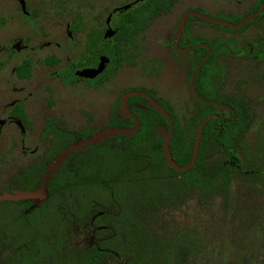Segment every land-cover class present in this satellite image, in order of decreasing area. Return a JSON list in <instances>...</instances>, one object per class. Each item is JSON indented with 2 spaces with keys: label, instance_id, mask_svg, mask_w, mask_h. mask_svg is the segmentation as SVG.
<instances>
[{
  "label": "rangeland",
  "instance_id": "1",
  "mask_svg": "<svg viewBox=\"0 0 264 264\" xmlns=\"http://www.w3.org/2000/svg\"><path fill=\"white\" fill-rule=\"evenodd\" d=\"M130 1L109 0L108 13L115 6ZM255 2L173 0L166 12L147 22V29L138 34L137 46L129 48L130 55L121 68L111 74L105 84L90 89L83 83L63 85V79L57 75V70L66 62L76 61L86 51L87 41L94 36V32H82L72 33L69 37L66 26L74 22L76 12L69 7L65 17L55 7L50 10V24L60 26L53 29L46 22L42 24L44 28L38 29L32 27L28 17L22 14L18 2L0 0V191L18 192L26 184L22 180L38 187L40 174L31 172L29 167L48 149L49 143L44 145L40 140L45 139V131L50 136L87 131V134L75 135L73 139L76 142L73 146L78 151L89 143L95 144L94 140L108 131L105 128L111 112L117 119H122L126 113L125 108L117 106L123 91L128 88L154 90L167 99L181 120L189 118L195 109L186 86L189 59L176 56L173 50L180 32L184 41H189L183 29L185 13L198 8L211 16L242 14L248 13ZM100 11L101 7L93 14ZM108 13L104 12L99 21L104 22ZM117 16H113V23L117 22ZM207 19L193 17L188 32L205 39L237 38L241 46L240 55L221 60L227 67V75L220 90L229 95L239 93L241 99L248 102L250 125L240 153L245 168L239 166L236 169L228 190H220L212 196H201L194 191L170 207L158 211L143 210L142 220L154 236L172 239L175 252L171 264H264V26L255 23L235 35L202 25ZM85 24L93 25V29L102 28L95 18L87 17ZM251 44L258 49L256 54H248ZM49 57L57 58L59 65L45 66L43 61ZM26 58L31 61V77L19 80L15 68ZM157 63L162 65L160 72L154 71ZM19 102L25 106L30 121L28 129L10 113ZM160 133L168 140L164 131L160 130ZM163 151L166 153L165 149ZM52 170L50 168L49 173ZM6 192L5 196H10ZM29 198L38 205L46 195L38 190L31 192ZM183 236L187 240H182ZM95 243L94 232L82 225L75 227L69 247L82 250ZM9 253L2 251L1 258L5 259ZM103 264L126 262L120 258H107Z\"/></svg>",
  "mask_w": 264,
  "mask_h": 264
},
{
  "label": "trees",
  "instance_id": "2",
  "mask_svg": "<svg viewBox=\"0 0 264 264\" xmlns=\"http://www.w3.org/2000/svg\"><path fill=\"white\" fill-rule=\"evenodd\" d=\"M172 1L146 0L144 4L148 9L155 7L159 13L167 10ZM263 4L264 0H258L252 13ZM261 17H264V11L257 18ZM216 18L226 20L221 15ZM146 19L144 14L127 13L118 27L116 47L123 43L125 37H130L132 41L143 29ZM241 20L235 17L233 22L237 24ZM98 40L95 39L90 46L95 60L99 53L96 47ZM210 43L212 53L200 66L194 85L201 99H222L231 108H224L227 114L220 113V117L211 118L204 124L195 159L197 132L205 118L218 114V108H208L197 100L202 108H195L183 123V119L157 99L170 117V124L154 108H134V104L145 106L148 103L145 98H130L129 110L139 118L140 123L136 132L117 134L90 144L86 154H70L52 175L47 185V197L39 206L31 207L24 200L0 202V251H12L1 264H100L105 255L100 251L103 249L114 250L126 259V264L172 263L175 252L172 239L151 234L142 220V211L170 207L194 191L202 196H212L220 190H227L241 163L239 155L250 124L247 104L240 105L216 96L211 77L222 72L215 66L220 41L212 40ZM206 51L198 50L193 67L198 65ZM117 53L118 49L110 52L112 60H118L120 55ZM83 62L85 58L80 64ZM17 73L20 78H29V62L21 63ZM13 112L27 124L21 105ZM134 125V119L129 116L124 120L115 118L113 114L110 117L111 128H133ZM160 129L171 130L169 151L176 166H187L194 159L190 168L177 171L168 164L163 155ZM48 133L45 131L43 137L47 138ZM81 133L88 132L81 130L55 135L54 156L66 150L75 135ZM90 218H94V226L102 227L96 233L99 249L93 247L91 251L77 255L61 253L60 250L66 248L71 239L74 224L87 222ZM182 240H187V237L183 236Z\"/></svg>",
  "mask_w": 264,
  "mask_h": 264
},
{
  "label": "flooded vegetation",
  "instance_id": "3",
  "mask_svg": "<svg viewBox=\"0 0 264 264\" xmlns=\"http://www.w3.org/2000/svg\"><path fill=\"white\" fill-rule=\"evenodd\" d=\"M14 1L18 2L19 7H20V11L22 12L23 15L28 17L29 22H30L32 27H37L38 29H40V27L44 28L45 25H42V24L47 22V23H49V25L51 27H53V29H56L55 27L60 26V25L50 24V20H49L50 15H51L50 10H52L56 7L60 11H62L64 13V16L66 17V13H68L69 7H70V10L72 9L74 12H76V14H74V17H75L74 22H72L71 24H68L66 26V30H67V33H69L68 34L69 37H72V35H71L72 33L77 34V33H82V32H89V33L94 32V36L93 35L90 36V39L86 43V51L84 53H82L76 61H74V62L68 61V62H66L64 67L59 68V70H57V71H59L57 75L63 79V82H64L63 85L68 86V85H75L78 83H83L87 88H90V89H96V88H99L100 86H102L103 84H105L106 81L108 80L109 76L111 74H115L121 68L122 63L124 61H126L127 57L130 55L129 48L133 49V48H136V46H137L136 37L141 35L142 33H144V30L147 29V22L152 21V19H154L160 13L166 12L169 9L168 8L167 10L161 11L158 13V11L155 7L153 9L152 8H149V9L146 8L147 6H146V4H144V2H146V0H132L130 2L123 4V5L115 6L112 9L111 13H108V11H109L108 10L109 0H100V2H99V0H14ZM257 1L258 0H256L255 4L252 6V8L250 9V11L248 13H242V14L241 13L240 14H224V13H221V14H218L217 16H211V15H208L207 13H205L202 9H198V8L189 9L185 13V27L183 29L186 31L189 41L185 42L183 37L181 36V32H180L179 36L174 41L173 50L176 52V54H175L176 56L189 59V70H188V74L186 76V82H187L186 86L188 87V89L191 93V96L193 98V108H202L197 104V100H200L202 102V104H204L208 108H218V112H217L218 114L208 116L210 119L220 117V115H219L220 113L227 114V111L224 108H231V107L226 101H224L222 99H221V101L220 100H206L205 101L204 99H201V97L199 96V94L195 88V85H194V77L197 74L194 72L199 66L202 65V63L205 61V59L211 55L213 47H212L210 42L212 40H219L220 43H218V45H217V47H219V52H218L216 60H215V66L218 67L219 71L222 70V72L221 73H219V72L214 73L211 77L213 87L215 88V91H216L215 92L216 96L219 98L223 97L226 99H230L231 101H234L240 105H242L243 103L247 104V108H248V102L246 100L241 99L239 93L229 95V94L223 93L220 90L222 83L226 79V75H227V67L221 61L222 58L227 57L228 59H230L232 57H236L237 55H240L239 53H241L242 50H240L241 46L239 45V42L236 40L237 38L236 39L230 38V39L223 40V39H219V38L205 39V38L192 36L190 34V32H188V28L192 25L191 20L193 17L194 18L200 17V18L214 19L217 22H211L207 19V20H203L204 22L202 23V25L207 24L209 27L215 28L219 31L227 32L229 34L238 35L243 31L245 32L250 27H253V25L255 23H258V24L264 26V17L257 18L264 11V4L259 8V10H257V12L255 11V13H252ZM72 3H74V4H72ZM99 3H101L100 6H98ZM172 3H173V1H172ZM171 5L172 4H170V6ZM99 7H101V11L98 12L96 15H94L93 12L94 11L97 12V8H99ZM149 10H152V11L149 12ZM153 11H155L156 13ZM80 12H83L84 14H79ZM104 12L108 13V14L106 15L104 22H101V20L99 21V19L104 15ZM129 12L132 15H137V14L146 15L147 16L146 23L143 26V29L138 31L137 34L132 38L133 39L132 41H130V37H125L123 40V43H120L119 47L118 46L116 47L115 37L118 33V27L120 26L125 15ZM152 12H153V16L151 15ZM187 13H188V15H187ZM114 15H119V16H117L118 20L115 23H113V16ZM220 15L223 16L227 21L216 18ZM87 17L95 18L98 22V26L102 25V28L101 29L100 28L93 29V25H86L85 20ZM235 17H239L242 20L239 23L234 24L233 20ZM212 24H218V25H221L225 28H219V27L214 26ZM178 28H179V24H178ZM240 28L242 30H240L238 32H233V30L240 29ZM183 29H182V31H183ZM53 31L55 32L56 30H53ZM27 39H29V38H27ZM95 39H97V40L99 39L97 42V45H96V47L99 51V53L97 54L96 60L93 59V55H91L92 50L90 49V46L93 44ZM263 42H264V37H263ZM117 49H118L117 55H120V56L117 57L118 58L117 61H114L110 57V52H112L113 50H117ZM198 50H207V51L205 53H203L204 55L199 59L200 62L198 63V65L196 67H193V63L198 58ZM184 51L186 52L185 54L181 53ZM245 51H248V50H245ZM257 52H258V49L256 50V47H253L251 44L249 47L248 54L249 53L256 54ZM180 54H182V55H180ZM102 57L107 58L109 61L107 63H105L104 70L100 74H98L95 78H85V77H81V76L77 75V72L82 71L84 69H97L99 64H100ZM84 58H85V62L80 64V61ZM50 61H52V63H48ZM24 62H29V64H30V77H31V61L28 58H26V60H24ZM24 62H22V63H24ZM43 63L45 66L57 67L60 62L57 58L49 57L46 60H44ZM18 67H19V65L15 68L16 77L19 80H29L30 77L27 79L19 77V75L17 73ZM0 68H2V64H1ZM154 68H155L154 69L155 72H160L162 65L157 63V65ZM185 90H186V88H185ZM134 91L150 96L156 103H157V101H156L157 99L161 100L163 103H165L168 106V108H171L173 110V107L167 102V99L160 97L154 90H150L149 88H146V87L144 89H142L141 87H131V88H128V89L123 91L122 96L120 98L119 105L117 106L118 108H121V107L127 108V110L129 111V112L125 111L126 113L124 114L122 120H124V118H126V116L133 118L131 115L133 113L129 110V108H131V107L129 106L128 102H129V99L134 97V96L129 97L126 100L125 105L123 103V99L127 93L134 92ZM140 97L145 98L148 101V103L145 106H142L141 104H134L133 105L134 108H148V107L149 108L151 107L154 109L156 108L146 97H144V96H140ZM171 98L174 100L173 96ZM178 100H180V99H178ZM18 105L22 106L23 114L27 118V124H24L21 121V119L19 118V116L13 112L14 108H18ZM157 105L163 109V107L161 105H159L158 103H157ZM24 108H25L24 104L22 102H19L11 109L10 113L14 118H16L23 125L24 128L28 129L30 127V121H29V119H28V117L24 111ZM112 114L114 116V112L113 113L111 112V114L109 116V121L107 122V126L105 129H118V130H123L125 132V131H130L135 127L136 122H135V125L133 126V128H111V126H109V122H110V117ZM133 115L136 116L135 114H133ZM184 118H186V117H184ZM184 118H183V123H184ZM169 119H170V117H169ZM120 120H121V117H120ZM48 121H49V119L46 120L45 126L48 125ZM168 121L171 124V120H168ZM160 130L164 131L163 129H160ZM136 131H137V129L135 130V132ZM164 132L167 136H169L168 139L170 141V139L172 137L171 130H169V132H166V131H164ZM118 134L128 135L126 133H118ZM115 135H117V134H115ZM115 135H113V136H115ZM53 137L54 136L48 135V138L40 139L42 144H44V145L49 143L48 149L46 150V152H43L41 154L40 158H38L37 161L32 162L31 166L29 167V169H31L30 170L31 172H38L40 174L41 179L38 182L39 183L38 187L34 188V186H35L34 183L31 184L29 181L22 180L23 183H26V184H24L22 187L20 186L21 188L19 187L20 191H18V192L0 191V196H3L0 198V202L7 200L9 202L15 203V202L24 200L25 202H29L31 207L39 206L43 202L42 201L40 204L34 205V203L29 198V194L31 192H36L38 190H42V193H45V195H46L47 185H48V182L50 181V179L52 177L51 176L50 179L48 180V182L45 183L46 178H47L48 173H49V170H50V168L51 169L54 168V165L57 163L58 158L65 151V149L61 150L60 152H58L57 155L54 156V154H53V141H54ZM109 137H112V136H109ZM164 140H165V137L163 136V143H164ZM74 144H76V142L72 141L67 149L72 147ZM90 144L91 143H89V145ZM89 145L84 146L81 151L75 150L73 152H80V153L83 152L86 154V153H88L87 147ZM73 152H71L70 154H72ZM70 154H68L64 160H66L70 156ZM239 157H240V155H239ZM165 158L167 160L166 156H165ZM167 162H168V160H167ZM240 162L241 163H239V165L237 166V169L239 166L241 168H245L243 162L241 161V158H240ZM43 170H44V172H43ZM175 170H177V169H175ZM55 171H54V173H55ZM177 171H179V170H177ZM42 173H43V175H42ZM231 181H232V179H231ZM44 185L46 187L43 190ZM230 186H231V183H230ZM230 186H229V188H230ZM5 192L9 193L10 196H5V195H7V194H5ZM46 197H47V195H46ZM93 221H94V218H90L89 221H87V222L75 223L73 226L72 233H71L70 241L67 243L66 248L61 249L60 252L61 253H67L68 255H71V254L77 255V254L84 252V251H88V250L91 251V249L93 247H96L97 249H99V242H98V239L96 237V233L100 229H102V227L101 226H94ZM82 225L88 226L89 229L94 232L96 243L93 246L86 248V249H82V250H79L76 248H70L69 246H70V243L73 239L75 227L76 226H82ZM107 230L108 229L106 228V231ZM105 235L108 238V235L107 234H105ZM2 251H8V252H10L9 254H11V252H12L11 250H6V249L1 250L0 251V264L2 261L7 260V257L9 255V254H7L5 259L1 258ZM100 251H103V253H105L100 264H103V261L107 258H110V259L120 258L126 262V259L123 258L121 255L117 254V252H115L114 250L103 249Z\"/></svg>",
  "mask_w": 264,
  "mask_h": 264
},
{
  "label": "water",
  "instance_id": "4",
  "mask_svg": "<svg viewBox=\"0 0 264 264\" xmlns=\"http://www.w3.org/2000/svg\"><path fill=\"white\" fill-rule=\"evenodd\" d=\"M109 60L107 59V58H105V57H102L101 58V61H100V64H99V66H98V68L97 69H84V70H82V71H79V72H77V75L78 76H81V77H85V78H95L98 74H100L103 70H104V68H105V63H107ZM144 96V97H146L156 108V110L157 111H159L161 114H163L168 120H170L169 119V116L167 115V113L162 109V108H160L158 105H157V103L150 97V96H148V95H146V94H143V93H140V92H136V91H134V92H129V93H127L126 95H125V97H124V99H123V103H124V105H125V103H126V100L129 98V97H131V96ZM125 110L126 111H128L127 110V108H125ZM129 112V111H128ZM130 114V113H129ZM132 115V117L134 118V120H135V122H136V125H135V127L132 129V130H130V131H123V130H118V129H107L106 131L107 132H102V134L100 135V136H98L95 140H94V143H98V142H100L101 140H103V139H105V138H107V137H109V136H113V135H115V134H118V133H126V134H128V135H130V134H132V133H134L135 132V130L136 129H138V127H139V119L136 117V116H134L133 114H131ZM210 118L208 117V118H206L203 122H202V124H201V126H200V128H199V130H198V135H197V145H196V148H195V156H194V159H195V157H196V154H197V147H198V143H199V136H200V134H201V130H202V128H203V126H204V124L209 120ZM93 142V141H92ZM164 149H165V156L167 157V160H168V163L173 167V168H175V169H177V170H179V171H183V170H186V169H188V168H190L193 164H194V159H193V162L192 163H190L189 165H187V166H185V167H178V166H176V164L174 163V161H173V159H172V156H171V154H170V151H169V139L168 140H164ZM76 150V147L75 146H72V147H70L69 149H67V150H65L63 153H62V155L58 158V160H57V163L54 165V168H53V170L48 174V176H47V178H46V181H45V183H47L48 182V180L50 179V177L52 176V174L54 173V171L59 167V165L63 162V160L66 158V156H65V154L67 155V154H70L71 152H73V151H75ZM57 166V168L55 169V167ZM45 185H44V188H43V190L45 189ZM41 192H42V190H41Z\"/></svg>",
  "mask_w": 264,
  "mask_h": 264
}]
</instances>
